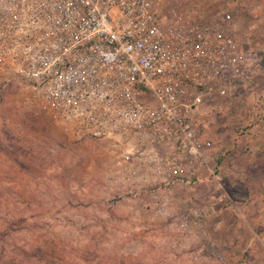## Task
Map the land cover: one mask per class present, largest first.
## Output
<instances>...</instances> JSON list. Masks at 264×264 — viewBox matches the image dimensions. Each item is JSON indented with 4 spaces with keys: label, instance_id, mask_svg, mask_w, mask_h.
<instances>
[{
    "label": "rangeland",
    "instance_id": "rangeland-1",
    "mask_svg": "<svg viewBox=\"0 0 264 264\" xmlns=\"http://www.w3.org/2000/svg\"><path fill=\"white\" fill-rule=\"evenodd\" d=\"M159 8L228 12L256 55L253 75L198 119L208 168L189 185L159 184L119 148L76 140L0 74V264H264V156L254 169L247 153L250 130L264 131V0Z\"/></svg>",
    "mask_w": 264,
    "mask_h": 264
},
{
    "label": "built area",
    "instance_id": "built-area-1",
    "mask_svg": "<svg viewBox=\"0 0 264 264\" xmlns=\"http://www.w3.org/2000/svg\"><path fill=\"white\" fill-rule=\"evenodd\" d=\"M161 1L0 0V74L76 140L119 148L159 184L189 185L208 168L205 103L257 60L230 13L208 20Z\"/></svg>",
    "mask_w": 264,
    "mask_h": 264
},
{
    "label": "crops",
    "instance_id": "crops-1",
    "mask_svg": "<svg viewBox=\"0 0 264 264\" xmlns=\"http://www.w3.org/2000/svg\"><path fill=\"white\" fill-rule=\"evenodd\" d=\"M247 138H248V143H249L247 153L250 155L249 157L250 162L252 161V164H253L252 167L255 169L258 166L257 162L262 161V157L264 156V148H262L263 145H256L255 141H258L259 139H264V131L261 133V132H257L254 129H252L250 130L249 135H247ZM236 153H238V151H236ZM240 182L243 183V181H240ZM261 187H264V185ZM259 194H261L260 196L264 198V189L263 191L260 189ZM240 202L242 201L240 200L238 203ZM262 217L264 216L262 215Z\"/></svg>",
    "mask_w": 264,
    "mask_h": 264
},
{
    "label": "trees",
    "instance_id": "trees-1",
    "mask_svg": "<svg viewBox=\"0 0 264 264\" xmlns=\"http://www.w3.org/2000/svg\"><path fill=\"white\" fill-rule=\"evenodd\" d=\"M249 48V47H248ZM250 49V48H249ZM251 50V49H250Z\"/></svg>",
    "mask_w": 264,
    "mask_h": 264
}]
</instances>
